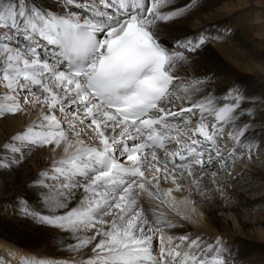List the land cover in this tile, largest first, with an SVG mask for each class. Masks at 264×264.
I'll list each match as a JSON object with an SVG mask.
<instances>
[{"label":"snow or ice","instance_id":"obj_1","mask_svg":"<svg viewBox=\"0 0 264 264\" xmlns=\"http://www.w3.org/2000/svg\"><path fill=\"white\" fill-rule=\"evenodd\" d=\"M54 3L60 7L0 0V83L9 90L0 116L23 112L24 105L42 106L39 121L3 149L22 155L51 147L62 153L36 182L49 214L27 206L25 214L71 233L76 242L69 251L94 254L83 264H229V250L219 239L212 245L169 231L188 219L187 205L195 203L191 193L200 190L214 161L227 166L219 141L223 124L236 119L239 100L217 107L205 97L190 107L173 105L184 99L181 91L199 88L179 87L177 60L184 57L158 39L156 22L170 21L183 9L162 11L172 0H151L150 6L146 0ZM204 42L188 46L195 50ZM196 109L200 115L193 126L187 114L195 116ZM206 114L215 122L206 123ZM246 130L227 137L245 147ZM8 163L0 159V166ZM162 182L172 187L164 189ZM185 189L189 196L178 200L173 193ZM143 199L155 206L145 208Z\"/></svg>","mask_w":264,"mask_h":264},{"label":"bare ground","instance_id":"obj_2","mask_svg":"<svg viewBox=\"0 0 264 264\" xmlns=\"http://www.w3.org/2000/svg\"><path fill=\"white\" fill-rule=\"evenodd\" d=\"M239 1L172 0V3L162 9L164 12L183 9L182 14L177 15L174 20L157 21L156 34L171 53L177 57H184L183 60H177L176 70L179 72L182 82L179 87L196 86L199 88V92L196 93L185 94L182 91L178 93L184 99L179 101L178 107L174 105L177 109L190 107L192 102L205 97L211 98L217 107L234 103L233 100L237 96L246 100L248 104L254 101L264 103V73L258 72L256 66L250 63L256 58L264 63V55L262 52L258 54L260 51H257L258 46L253 44L249 38L251 28L246 25L239 27L240 19L230 18L234 16L229 14L241 8L238 6H243L246 3ZM146 3L150 6L151 0H146ZM233 3H237L238 6L234 8ZM37 4L42 6L40 0ZM226 5L233 9L230 10L229 7V12L227 9L222 10L226 8ZM45 6L60 7L51 2H47ZM215 21L216 25L220 26L210 25ZM232 22L234 24L233 27L231 26L229 34L230 30L226 24ZM214 29H219V32L209 34ZM201 38L205 42L200 47L192 50L188 46L189 41L195 42ZM223 40H228L230 43L226 44ZM8 91L0 83V103L7 102L3 97ZM20 102L23 103V95L20 97ZM246 102H238V105H241L235 110L236 119L234 122L223 124L225 137L229 131L247 126L245 137L242 138L245 147L231 146L233 152L230 151V147L226 151L223 150V160L227 161L228 167L231 166L232 161H234L233 167L236 166L235 155L240 151L246 152L249 149L247 145H252L251 149H257L260 146V143L250 141V138L254 136L260 139L262 135L258 127L260 124H249L246 118L249 116L248 112H253L252 116L256 117L258 122H264V113H261L262 106L242 104ZM43 111L47 112V108L44 107ZM41 115L42 106L37 104L35 107L24 105L23 112L0 116V159L9 162L8 171L0 166V200L9 202L11 205V211L9 210L6 215H0V264H28L29 261L41 260H54L58 264H64L65 261L72 259L83 264L84 260L94 254L87 249L79 255L69 251L68 246L76 242L71 233L52 225L40 223L24 212L25 206H27L40 214H49L44 206L42 194L38 198L36 182L43 171L51 168L52 160L58 159L62 153L59 150L53 153L51 147L39 148L33 155L29 154V158L27 153L25 154V150L22 155L25 154L26 157L23 156L20 159L11 151L3 149V146L10 143L14 135L26 130L33 122H38ZM56 115L59 117V112ZM187 115L191 117V114ZM211 117L212 123L215 122L214 117ZM260 118L262 119L260 120ZM196 122L193 118V126ZM88 135L90 136V132ZM255 139L252 138V140ZM230 144L235 145V142L232 141ZM262 145L264 146L263 143ZM17 146L19 147L18 144ZM260 148L262 147L260 146ZM229 152H232L231 156ZM243 169L245 168L243 167ZM253 169L257 172L243 173L249 182L239 183V187L232 184L230 179L232 175L229 178L227 176L215 178L214 175H211L213 172L207 177V174H204L200 190L191 193L195 203L187 205L188 219L181 221L178 227L169 231L176 236L188 234L192 238L199 237L205 243L212 245H216L217 239H219L223 246L229 250L226 254L229 264H264V213L252 212L255 207L264 211L262 208L264 170L257 165ZM213 180L216 182L214 183ZM49 183L53 182L49 181ZM161 187L167 189L172 185L170 182H162ZM256 189L263 193L260 194ZM173 194L178 200H183L189 196V191L185 189L183 192ZM78 196L79 193H77ZM75 203V200L70 201L69 207L75 206ZM141 203L145 208L155 206V202L148 199H143ZM18 204L21 207H18ZM64 211L66 210H60V213L62 214ZM172 215L169 212V216ZM98 239L99 237H97ZM153 246L154 250L158 252V241L154 240Z\"/></svg>","mask_w":264,"mask_h":264},{"label":"rangeland","instance_id":"obj_3","mask_svg":"<svg viewBox=\"0 0 264 264\" xmlns=\"http://www.w3.org/2000/svg\"><path fill=\"white\" fill-rule=\"evenodd\" d=\"M38 1L39 0H36V3ZM40 1H41L42 6H45L47 4V2H51L53 5L59 6L58 4L54 3V0H40ZM239 2L240 3L246 2V3H244L243 6H238L237 3H233V5L235 6V7L233 6L234 8H236L237 6L241 7V8L230 12L229 14L234 16V17H230V18H234L237 20L240 19L239 20V27L246 25L249 28H251V31L249 32V38H250V40H252L253 44L258 46L257 51L260 50V51H258V54H260L262 52V55H264V51H262V50H264V0H240ZM225 7L226 8H223L222 10L227 9V11L229 12L230 10L233 9L231 6H229L230 10H229V7H227V5ZM228 12H226V13H228ZM174 19H172V20H174ZM247 22H249V23L247 24ZM216 24H217V22L215 21V22L211 23L210 25L220 26V25H216ZM233 24L234 23L232 22V23L226 24V26H228L227 28L230 30V28ZM217 32H219V29H214V30H211V32L209 34H211V33L217 34ZM230 33H231V30L229 31V34ZM234 39H235V37H234ZM223 42L226 44L230 43V41H228V40H226V41L223 40ZM226 44H224V45H226ZM238 50H240V49L238 48ZM250 63L253 66H256V70H258V72H260L261 74L264 73V63L263 62H261L260 60H257V58H256V60L250 61ZM179 101L180 100H174L173 105L178 107ZM233 101H235V99ZM238 102H246V100L239 98ZM242 104H248V102L242 103ZM240 105L241 104H239L237 108H239ZM248 105H251V106L261 105L262 106L261 113H264V107H263L264 103L263 102L254 101V102H249ZM195 113H196L195 116H191L192 122H193V118L196 121L199 118L200 113H199L198 109L195 110ZM253 114H254L253 112H248L249 116L246 119L249 121L248 122L249 124H256V123L260 124V125H258V127L260 128L262 135L260 136V139L256 136H254L252 138H256V139L252 140V138H250V141H255L257 143H260V146L262 148H260V146H259L257 149L252 148L250 150L249 149L246 150V152L240 151L239 153H237V155H235V160H236V162H235L236 166H234L235 168L233 167L234 163L230 164L232 167L226 166L224 168H220L221 166L218 165L220 163V161H217V162L214 161L215 166H214V168L213 167L209 168V171H207L205 173V174H207L206 177L208 175H210L212 172L213 173L211 175L215 174L214 175L215 178L218 176H227L229 178L230 175H232L230 177L232 184H234V186L236 185L235 187H239L241 183L249 182L247 179H245V176L243 173H246V174L256 173L257 171H255V169H253V167H255L256 165L260 166L264 170V166H263L264 165V146L262 145V143L264 144V122H262V123L258 122L257 118L252 116ZM261 119L262 118H260V120ZM206 123H209V124L212 123V117L210 115H207V114H206ZM226 138L227 137L224 136V138L222 140H220L219 146L221 148L227 149L228 147L235 146V145L230 144V143H232V140H230V139L228 140V138L227 139ZM36 149H39V148L33 147V148H31V150H26L25 154L27 153V157L29 154L33 155V153H35L37 151ZM252 150H255V151H252ZM25 154L21 155L19 153H15V155H17L20 159L23 158V156L26 157ZM242 156H244V157H242ZM243 167L245 169H243ZM2 169H4L5 171H8L7 166H2ZM235 169L237 171H234ZM246 169H247V171H246ZM238 172H240V173H238ZM236 183H238V184H236ZM256 191H259L260 194L263 193V191H260L258 189H256ZM16 201H17V198H16ZM16 201H15V203H16ZM248 201H251V200H248ZM19 206H20V204H18V207ZM10 207H11V205L9 204V202H2V200H0V215H6L8 213V211L10 210ZM15 208H16V206H15ZM262 208L264 209V203H262ZM252 212L256 213V214L264 213V211L259 210L258 207H255V210L252 209Z\"/></svg>","mask_w":264,"mask_h":264}]
</instances>
